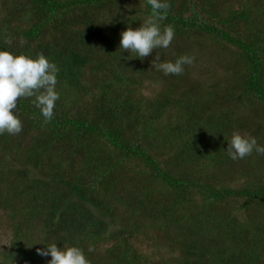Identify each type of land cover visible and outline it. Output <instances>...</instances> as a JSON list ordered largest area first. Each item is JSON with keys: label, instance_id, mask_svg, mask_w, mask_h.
<instances>
[{"label": "trees", "instance_id": "1", "mask_svg": "<svg viewBox=\"0 0 264 264\" xmlns=\"http://www.w3.org/2000/svg\"><path fill=\"white\" fill-rule=\"evenodd\" d=\"M169 4L172 43L137 59L119 34L147 0H0V50L59 68L52 120L19 98L21 132L0 135V264H47L49 243L90 264H264V155L224 152L233 132L264 145V0ZM154 54L193 63L166 76Z\"/></svg>", "mask_w": 264, "mask_h": 264}, {"label": "clouds", "instance_id": "2", "mask_svg": "<svg viewBox=\"0 0 264 264\" xmlns=\"http://www.w3.org/2000/svg\"><path fill=\"white\" fill-rule=\"evenodd\" d=\"M147 4L150 13L143 23L135 29L126 27L119 34V48L123 52L135 53L137 59L149 56L154 49H166L175 35L173 25L162 24L168 14L169 0H147ZM192 63L193 58L189 55H180L174 61H162L159 54H154L151 61V65L166 76L181 75L184 66ZM58 72L57 65L43 54L33 58L0 50V135L21 132V120L15 111L19 98H34L32 103L39 110L43 122L46 124L52 120L59 99L56 90ZM226 143L224 152L234 161L250 156L253 151L264 155V145H259L255 137L233 132ZM88 251H92L91 247ZM36 252L41 257H50L47 264H90L84 251L75 245L57 247L56 243H49Z\"/></svg>", "mask_w": 264, "mask_h": 264}, {"label": "rangeland", "instance_id": "3", "mask_svg": "<svg viewBox=\"0 0 264 264\" xmlns=\"http://www.w3.org/2000/svg\"><path fill=\"white\" fill-rule=\"evenodd\" d=\"M8 241H9L8 229L5 220L0 217V248L6 246L8 244ZM136 248L139 251L148 252L147 245L143 241L137 242Z\"/></svg>", "mask_w": 264, "mask_h": 264}]
</instances>
